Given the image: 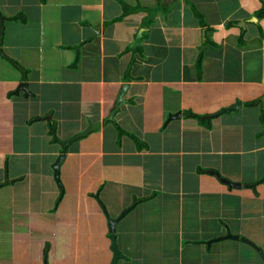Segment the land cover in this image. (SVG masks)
Returning a JSON list of instances; mask_svg holds the SVG:
<instances>
[{
  "label": "crops",
  "instance_id": "1",
  "mask_svg": "<svg viewBox=\"0 0 264 264\" xmlns=\"http://www.w3.org/2000/svg\"><path fill=\"white\" fill-rule=\"evenodd\" d=\"M0 48V264H111L109 220L116 264H264V0H0Z\"/></svg>",
  "mask_w": 264,
  "mask_h": 264
},
{
  "label": "water",
  "instance_id": "2",
  "mask_svg": "<svg viewBox=\"0 0 264 264\" xmlns=\"http://www.w3.org/2000/svg\"><path fill=\"white\" fill-rule=\"evenodd\" d=\"M0 52H2L1 48H0ZM261 100H262V102H263V104H264V96L261 98ZM240 105H241V102H238V103H236V104H234V105H232V106L226 108L224 111H230V110H232V109H236V108H238ZM177 115H179V113H177L176 116H177ZM96 125H98V123H97V124H90L89 127H88L87 129H85L84 131H82V132H80V133H78V134H75V135H74L72 138H70L69 140L64 141V142L62 143V144H63V147L65 148L66 145H67L69 142H71V141H73V140H75V139H77V138H79V137H81V136L86 135V134H87L90 130H92V128H94V126H96ZM63 158H64V155H63V154H60V156L58 157L56 163H55L54 166H53V169H54V172H55V176L58 175V167H59V165L61 164ZM56 179H57V177H56ZM57 181H58V179H57ZM225 181H226V180H225ZM227 182H228L230 185H238V184H235V183H231V182H229V181H227ZM116 222H117V220H115V221H111V220H109V223H108V225H109V231H110V233H111L110 238H111V248H112V253H113V258H112L111 264H116L117 261H118V259L120 258V253H119V250H118V247H117V244H116V239H115V236H114V228H115Z\"/></svg>",
  "mask_w": 264,
  "mask_h": 264
}]
</instances>
